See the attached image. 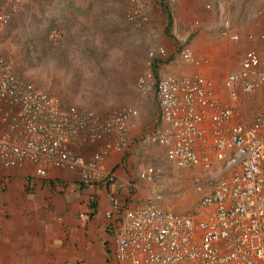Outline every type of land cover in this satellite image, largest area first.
<instances>
[{
    "label": "built area",
    "instance_id": "1",
    "mask_svg": "<svg viewBox=\"0 0 264 264\" xmlns=\"http://www.w3.org/2000/svg\"><path fill=\"white\" fill-rule=\"evenodd\" d=\"M129 1L127 20L135 26L148 22L140 0ZM21 2L0 0V28ZM230 24L223 20L221 34L237 40L238 35L227 30ZM59 35L52 31L50 39L56 42ZM259 38L264 41V29ZM179 54L192 60L187 46ZM167 56L163 46L149 49L135 81L141 94H154L162 123L144 139L163 147L165 159L174 166L205 169L194 183L201 195L186 213L163 209L152 200L129 208L113 197L106 211L110 264H264V106L249 117L239 106L219 101L212 82L203 77L158 76L155 60ZM262 86L264 65L254 48L246 50L239 67L223 79L230 100ZM137 114L132 105L101 113L65 103L19 78L0 52V167L29 166L38 180L47 178L53 167L78 173L84 186L114 182L105 155L127 149L128 122ZM237 114L241 121L225 132L224 126ZM205 117L211 125L209 140L201 127ZM89 145L97 149L83 154ZM213 154L219 162L215 169ZM159 173L149 165L138 175L152 182Z\"/></svg>",
    "mask_w": 264,
    "mask_h": 264
},
{
    "label": "crops",
    "instance_id": "2",
    "mask_svg": "<svg viewBox=\"0 0 264 264\" xmlns=\"http://www.w3.org/2000/svg\"><path fill=\"white\" fill-rule=\"evenodd\" d=\"M55 1L66 4L58 6L61 10H55L54 13L43 8ZM24 2L27 7L38 2L42 9L39 23L42 24V19H46L44 27H49L51 32L60 33L62 39L66 33L73 34V43L76 42V45L81 43L82 36L87 33H103L112 28L123 39L128 38L130 24L126 18L125 3L123 7L116 8L112 5L115 0ZM260 3L261 0H157L153 11L157 16L165 17L160 23L162 29L165 26V34L156 39L154 25L144 23L141 29L145 36L140 43L147 46L146 52L158 46L167 50L170 58L162 59L158 64V76L203 77L212 82V93L219 101L239 106L250 117L264 106V86L251 94L240 93L238 99L230 100L223 87V79L227 73L239 67L240 60L248 49H256L264 65V41L259 38L264 29V11ZM108 6L110 8L105 9ZM212 9L217 12L215 19L208 12ZM168 12L171 16L167 17ZM45 14L48 16L45 17ZM193 18H199L200 21ZM223 20L231 22L227 30L236 33L237 40L221 34ZM96 28L102 29L96 32ZM179 28L182 35L178 33ZM183 46L191 49L192 60L186 61L179 56V50ZM72 52L74 53L73 50ZM64 70V74L69 71L68 68ZM101 75L99 72L98 81L104 80ZM135 106L138 114L128 122L127 149L122 152L110 151L104 158L105 167L116 175L114 182L84 186L79 182L78 173L60 171L53 167L49 168L47 178L38 180L34 179L29 166L0 167V264H110V218L106 216V211L110 210L113 197L120 199L129 208L151 200L163 209L167 206L185 209L195 205L201 195L195 189L183 198H170L165 202L156 198L160 193L156 181L160 173L152 182L139 178V171L149 166L151 161L144 158L147 153L144 149L153 150L154 146L144 139L146 132H143V128L148 127L152 131L162 123L153 93L141 94ZM237 121H241L239 114L226 123L224 131L227 132L228 126ZM201 127L206 129V139L209 140L212 132L207 117L203 119ZM143 143L147 145L144 146ZM96 149L97 145H89L82 152L90 155ZM156 150L164 153L161 146ZM200 150L202 151L201 147ZM212 156V169H215L219 162L214 154ZM154 159L158 162L159 155H155ZM167 179L173 178L168 176ZM196 194L198 198L193 201Z\"/></svg>",
    "mask_w": 264,
    "mask_h": 264
},
{
    "label": "rangeland",
    "instance_id": "3",
    "mask_svg": "<svg viewBox=\"0 0 264 264\" xmlns=\"http://www.w3.org/2000/svg\"><path fill=\"white\" fill-rule=\"evenodd\" d=\"M24 1L17 7L11 20L0 29V52L6 57L12 70L19 78L57 95L65 103H71L83 109L89 108L101 113H108L123 105L135 106L141 96V93L136 89L135 81L144 68L148 52H146L147 46L144 44L146 47L144 48V45L140 43L145 36L141 29L142 24L135 26L128 21L130 25L126 39H123L120 33L113 28L103 33L97 32L102 28H96L97 33L83 35L80 44L73 43V34L70 33L63 35V39L60 34L54 42L50 39L51 29L43 25L46 19H42V24L38 21L39 13L42 10L40 4L30 2L31 6L27 7ZM99 1L103 2V0ZM140 2L147 8L145 9L150 15L146 23L154 25L155 38L160 39L165 34V26L162 29L160 25L165 17L161 18L153 11L157 0H140ZM124 3L125 12H127L130 6L129 0H115V4L113 2L112 5L120 8ZM61 4L66 3L55 1L43 8L54 13L55 10H61ZM98 8L99 6H97ZM109 8L110 6L105 9ZM173 12L175 14V11ZM208 12H211L213 19L216 18V11L214 12L212 9ZM44 16L47 17L48 14ZM168 16H171L170 12H168ZM174 16L177 17L176 14ZM194 20H199V18ZM180 28L178 33L182 35ZM66 45L69 47H65ZM66 68L69 71L64 74ZM99 72L102 73L103 81H98ZM146 129L147 131L151 130L147 127L143 128V132L147 133ZM148 143L154 145L153 150L145 148L147 153L144 158L151 160L152 162H146L160 170L156 179L157 187L160 189L159 194L162 196L160 199L166 202L167 199L176 200L190 194L195 189L196 179L202 178L201 176L206 173V170L201 167L193 169L192 167L174 166L165 159L164 153L156 150L159 145ZM154 154L159 155L158 162L157 159H154ZM173 171L176 173L173 174ZM168 176L173 179H167ZM197 198L198 195L193 201H196ZM190 208L165 207V209L181 213L188 212Z\"/></svg>",
    "mask_w": 264,
    "mask_h": 264
},
{
    "label": "trees",
    "instance_id": "4",
    "mask_svg": "<svg viewBox=\"0 0 264 264\" xmlns=\"http://www.w3.org/2000/svg\"><path fill=\"white\" fill-rule=\"evenodd\" d=\"M159 63H161V59H156L155 60V67H156V69H157V66H158Z\"/></svg>",
    "mask_w": 264,
    "mask_h": 264
}]
</instances>
